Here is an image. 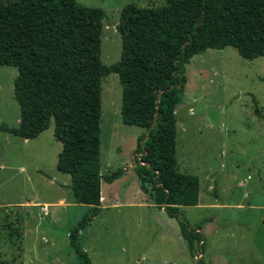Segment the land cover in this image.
Segmentation results:
<instances>
[{"label":"rangeland","instance_id":"1","mask_svg":"<svg viewBox=\"0 0 264 264\" xmlns=\"http://www.w3.org/2000/svg\"><path fill=\"white\" fill-rule=\"evenodd\" d=\"M77 1L105 13L100 60L106 66L120 58L121 9L165 4ZM16 75L0 65V123L9 127L19 122ZM184 75L174 111L177 169L198 177L199 194L198 205L181 210L190 227L200 224L203 251L192 257L177 220L140 190L135 149L144 130L122 123L121 85L110 73L101 80L100 174L123 173L111 183L101 180L100 212L80 233L92 264H264V56L248 61L230 46L207 49L190 59ZM61 147L52 123L34 139L0 132V264H79L68 233L90 206L74 202L69 175L56 170Z\"/></svg>","mask_w":264,"mask_h":264},{"label":"trees","instance_id":"2","mask_svg":"<svg viewBox=\"0 0 264 264\" xmlns=\"http://www.w3.org/2000/svg\"><path fill=\"white\" fill-rule=\"evenodd\" d=\"M104 18L101 8L77 0L0 3V65L17 70L13 98L19 106L17 127L0 123V132L34 139L52 123L62 144L56 170L69 175L74 202L90 206L69 231L68 243L79 264H92L80 233L100 212L101 180L111 183L123 173L100 174L101 80L117 74L121 121L144 130L135 149L140 190L177 220L195 257L204 247L200 224L190 227L181 208L198 205L199 179L178 171L175 147L174 111L186 86L184 68L194 55L227 46L248 61L264 56V0L125 6L115 28L120 58L109 66L100 60Z\"/></svg>","mask_w":264,"mask_h":264},{"label":"water","instance_id":"3","mask_svg":"<svg viewBox=\"0 0 264 264\" xmlns=\"http://www.w3.org/2000/svg\"><path fill=\"white\" fill-rule=\"evenodd\" d=\"M150 129H151V127L147 130V132H146V134H145V136H144L142 142H143L145 139H147Z\"/></svg>","mask_w":264,"mask_h":264},{"label":"crops","instance_id":"4","mask_svg":"<svg viewBox=\"0 0 264 264\" xmlns=\"http://www.w3.org/2000/svg\"><path fill=\"white\" fill-rule=\"evenodd\" d=\"M120 177V176H119ZM102 200V197L100 198V201ZM31 204H34V203H31ZM100 204H101V202H100ZM101 208V207H100Z\"/></svg>","mask_w":264,"mask_h":264},{"label":"built area","instance_id":"5","mask_svg":"<svg viewBox=\"0 0 264 264\" xmlns=\"http://www.w3.org/2000/svg\"><path fill=\"white\" fill-rule=\"evenodd\" d=\"M42 210H43V211H46V208H43Z\"/></svg>","mask_w":264,"mask_h":264}]
</instances>
